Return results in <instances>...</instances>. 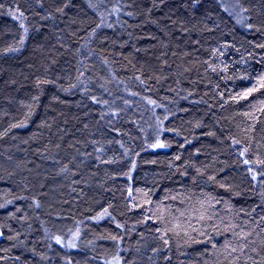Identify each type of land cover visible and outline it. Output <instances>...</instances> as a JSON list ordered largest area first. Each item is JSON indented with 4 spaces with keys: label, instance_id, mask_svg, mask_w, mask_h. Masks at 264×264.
Listing matches in <instances>:
<instances>
[{
    "label": "trees",
    "instance_id": "1",
    "mask_svg": "<svg viewBox=\"0 0 264 264\" xmlns=\"http://www.w3.org/2000/svg\"><path fill=\"white\" fill-rule=\"evenodd\" d=\"M0 264H264V0H0Z\"/></svg>",
    "mask_w": 264,
    "mask_h": 264
}]
</instances>
